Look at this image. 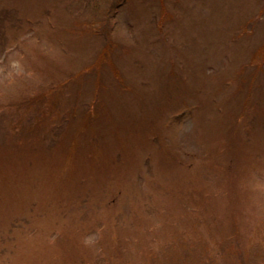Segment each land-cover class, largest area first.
Instances as JSON below:
<instances>
[{"label": "rangeland", "instance_id": "obj_1", "mask_svg": "<svg viewBox=\"0 0 264 264\" xmlns=\"http://www.w3.org/2000/svg\"><path fill=\"white\" fill-rule=\"evenodd\" d=\"M0 264H264V0H0Z\"/></svg>", "mask_w": 264, "mask_h": 264}]
</instances>
